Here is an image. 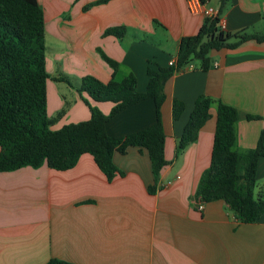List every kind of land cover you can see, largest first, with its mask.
<instances>
[{"label": "crops", "instance_id": "1", "mask_svg": "<svg viewBox=\"0 0 264 264\" xmlns=\"http://www.w3.org/2000/svg\"><path fill=\"white\" fill-rule=\"evenodd\" d=\"M38 1L46 18V41L51 37L57 48L54 59L47 58L52 77L48 113L55 117L67 109L55 129L90 119V107L76 88L86 76L104 83L112 79L103 56L119 64L118 81L133 73L138 91L145 92L148 68L177 61L181 39L196 35L206 20L203 13L190 11V0H111L99 5L94 4L100 0ZM220 4L209 0L205 7L219 11ZM220 26L228 33L247 28L250 34L264 35V0H230ZM112 27H126L127 35L106 36ZM211 61L209 71L193 62L192 69L177 72L166 83L162 116L169 164L157 193L149 192L154 184L149 156L138 148L115 154L122 174L112 182L89 154L67 171L42 166L0 172V264H47L51 259L69 264H264V215L246 224L222 201L195 200L211 164L216 105L198 139L176 154L202 95L260 117L237 123V151L255 149L264 129V43L248 41L234 50L213 52ZM62 73L74 77L77 85L53 80ZM84 97L106 115L113 108L112 103ZM174 100L185 105L178 120L172 115ZM155 121L154 101L147 99L122 110L106 128L109 135L124 137ZM255 197L264 199V157Z\"/></svg>", "mask_w": 264, "mask_h": 264}, {"label": "trees", "instance_id": "2", "mask_svg": "<svg viewBox=\"0 0 264 264\" xmlns=\"http://www.w3.org/2000/svg\"><path fill=\"white\" fill-rule=\"evenodd\" d=\"M110 1L100 0L94 5ZM200 1L204 5L209 2ZM229 1L220 0L218 15L207 17L196 35L181 39L176 66L148 68L149 81L145 92L138 91V78L133 73L118 81L119 64L103 56L113 70L112 79L104 83L86 76L76 88L90 107V119L55 129L67 109L55 117L48 113V81L52 77L47 69L44 10L38 0H0V172L42 166L67 171L83 155L89 154L107 180L112 182L122 174L115 165V154L125 155L130 148H138L149 156L154 177L149 192L157 193L162 188V172L169 164L165 156L167 137L162 116L166 83L193 62H199L203 71H209L213 52L234 50L248 41L264 43V35L250 34L247 28L236 33L221 29V15ZM105 35L122 39L127 35V29L112 27L105 31ZM53 80L73 86L66 77ZM84 95L96 103H112L111 112L104 114ZM147 99L155 104L156 121L153 125L124 137L108 134V122L122 110ZM214 105L217 115L211 164L201 177L195 200L199 204L222 201L242 223H257L264 215V199L255 197L258 164L264 157V129L255 149L239 152L235 147L237 123L242 118L258 120L260 117L243 115L220 100L199 96L176 154L179 156L198 139L200 131L212 117ZM184 111V103L174 100L173 119L178 120ZM47 264L69 263L51 259Z\"/></svg>", "mask_w": 264, "mask_h": 264}, {"label": "built area", "instance_id": "3", "mask_svg": "<svg viewBox=\"0 0 264 264\" xmlns=\"http://www.w3.org/2000/svg\"><path fill=\"white\" fill-rule=\"evenodd\" d=\"M188 6H189V9L191 12L193 13H203L206 18L207 17H215L218 15V11L214 10L213 8H206L204 4L201 3L200 0H190L188 2ZM177 64V61H171L169 63L170 66H176ZM186 68H189V69H192L193 68V65L192 64H189L185 67ZM204 208V205H201L200 206V209H203Z\"/></svg>", "mask_w": 264, "mask_h": 264}, {"label": "rangeland", "instance_id": "4", "mask_svg": "<svg viewBox=\"0 0 264 264\" xmlns=\"http://www.w3.org/2000/svg\"><path fill=\"white\" fill-rule=\"evenodd\" d=\"M46 46H47V58L48 59H54V56H53V52H55V51H57V48H53L55 45H54V41H53V39L51 38V37H48L47 38V41H46ZM59 71H60V69H59ZM50 72H51V74H53L52 73V70H51V67H50ZM62 71H60V73H61ZM60 76H62V77H66V78H68L72 83L71 84H73V85H77V80L74 78V77H71V76H68V75H65V74H59ZM51 82V81H50ZM54 82H52V84H53ZM54 84H56V86H57V88H60V87H62V88H65V84H60V83H54ZM57 127V126H56Z\"/></svg>", "mask_w": 264, "mask_h": 264}]
</instances>
